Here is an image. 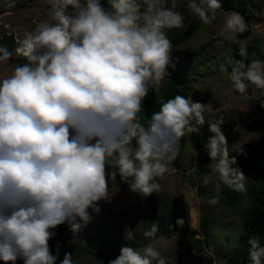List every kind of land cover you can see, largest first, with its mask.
Returning a JSON list of instances; mask_svg holds the SVG:
<instances>
[{"label":"clouds","instance_id":"clouds-1","mask_svg":"<svg viewBox=\"0 0 264 264\" xmlns=\"http://www.w3.org/2000/svg\"><path fill=\"white\" fill-rule=\"evenodd\" d=\"M45 20L23 29L14 53L25 62L0 78V262L57 264L49 240L58 225L73 232L99 214L110 200L117 176L143 197L159 193L168 161L181 138L206 123L205 103L175 95L162 100L147 123L140 121L144 99L175 67L168 31L184 27V15L169 0H47ZM188 9L205 25L216 20L222 0H188ZM248 30L245 17L229 12L221 35L235 42ZM250 54V53H249ZM240 42L238 55L246 58ZM13 52L0 45V64ZM227 73L241 95L250 86L264 97V60H238ZM264 107V100L260 101ZM223 119L208 123L204 144L219 182L245 192L247 176L229 155ZM246 156L242 144L234 150ZM109 161L111 167H109ZM233 165H236L233 167ZM106 168L111 171L106 172ZM205 184L208 180L205 179ZM218 196L207 200L210 205ZM91 210V213L89 211ZM182 218L176 225L182 226ZM172 227V225H168ZM161 226L143 232L167 247ZM244 264H264L259 233L247 240ZM59 264H75L66 252ZM108 264H167L149 242L142 250L122 244Z\"/></svg>","mask_w":264,"mask_h":264},{"label":"rangeland","instance_id":"rangeland-1","mask_svg":"<svg viewBox=\"0 0 264 264\" xmlns=\"http://www.w3.org/2000/svg\"><path fill=\"white\" fill-rule=\"evenodd\" d=\"M172 3L185 20L184 27L168 31L169 39L196 18L187 7L188 0H169V4ZM231 4L232 10L218 9L216 20L208 25L201 22L195 33L172 48V59L174 70L182 80L179 87L185 88L194 102L205 103L207 127L205 130L200 128L207 136L205 141L210 135L208 123L223 119L221 128L227 138L229 155L236 157L238 166L247 176L246 191L238 192L240 198L235 202H223L224 197H219L223 188L227 193L235 191L219 182L213 171L215 162L210 157L203 171L197 168L192 133L186 134L181 138L179 153L168 161L169 171L162 179L154 181L161 186L159 193L143 197L116 185L109 186L110 200L99 201L101 212L92 213V219L81 224L79 231L74 233L66 224L53 229L56 235L49 240V246L55 252L57 243L60 245L57 264L66 252L73 254L75 264H108L119 255L122 244L142 250L149 242L160 249L167 264H228L229 257L245 254L247 244L240 239L243 216L250 205L247 189L249 184L264 177L261 166L264 158V107L260 103L264 97L254 86H250L244 95L236 93L227 73L220 71V65L227 64L228 71H231V66L238 61L235 51L240 42L255 46L248 55L250 61L264 60V0H232ZM241 7L247 8L251 14L250 34L235 42L227 41L221 35L224 18ZM48 8L47 0H0V45L13 52L11 60L0 64V78L25 62L23 57L14 53L15 38L23 36V29L35 30L45 20ZM168 85L166 76L160 86L152 88L159 103L162 101L160 93ZM143 107L144 102L139 117L146 124L149 119L145 117ZM241 144L246 156L234 151ZM107 171L111 169L106 168ZM151 196L159 201L157 210L152 206ZM213 196H218L219 201L210 205L207 200ZM160 215L171 219L176 227V233L166 239V248L158 240L143 236ZM178 218L183 219L182 226L176 225ZM204 220L206 224L202 229ZM16 264H23V261L18 259Z\"/></svg>","mask_w":264,"mask_h":264},{"label":"trees","instance_id":"trees-1","mask_svg":"<svg viewBox=\"0 0 264 264\" xmlns=\"http://www.w3.org/2000/svg\"><path fill=\"white\" fill-rule=\"evenodd\" d=\"M105 5L107 6V0H103ZM232 0H222V8L225 11L232 10ZM237 12H239L241 15L245 17V21L248 24V30L237 36V39H243L249 36L250 30H251V14L247 8L241 7L238 8ZM201 24V21L196 17L193 19L182 31L174 34L171 38L170 41L173 45V48L178 46L179 44L183 43L186 41L193 33L197 31ZM11 42V40H9ZM247 46V51L248 54L253 51L255 48L254 45L248 44ZM239 49H236L235 55L238 60L244 59L245 63L250 62L248 59V56L246 58H242L238 55ZM169 75V85L160 93L161 100H167L169 98L174 97L175 95H182L185 97H188V92L185 88L179 87V85L182 83V80L179 79L177 72L174 70V68H169L168 69ZM144 114L145 117L150 119L151 114L155 111L159 110V105L160 103L156 100L155 93L153 90H150L148 93V96L144 99ZM207 127L206 124L201 126L200 128L205 130ZM200 129L199 132H193L191 134L192 137V146L195 150H197V168L200 171H203L205 168V162L209 159V156L207 154V151L204 147L205 144V139H206V134L205 132L203 133L202 130ZM182 140V139H181ZM205 141V142H204ZM262 169L264 170V158L262 159L261 162ZM116 185L118 188L123 189V190H129V187L126 183L121 181L119 176H117L115 182H110L109 186H114ZM224 197V201L227 203L235 202L240 198V194L238 192H232V193H227L225 188L221 190V194L219 195L220 199ZM247 196L249 197L250 200V205H249V210L244 214L243 216V235L241 236V241L245 244H247V240L249 237H251L255 233H259L261 237V243L264 244V177L260 179L258 182L251 183L248 186L247 189ZM228 197V198H226ZM152 200V206L155 210L158 209L156 207L157 203L159 202L157 198L154 196H151ZM161 228L160 231L157 233V237L160 235H163L166 239H169L176 233V227L174 226V223L171 219L164 215H160L158 220L156 221ZM204 224H206V221L204 220V223L202 225V229H204ZM168 225H172V227H168ZM248 248L249 245L247 244V251L245 254L239 255L238 257H229L227 259L228 264H244V262L248 258ZM211 262H205L204 264H210Z\"/></svg>","mask_w":264,"mask_h":264}]
</instances>
